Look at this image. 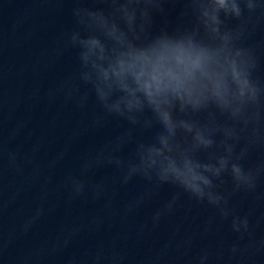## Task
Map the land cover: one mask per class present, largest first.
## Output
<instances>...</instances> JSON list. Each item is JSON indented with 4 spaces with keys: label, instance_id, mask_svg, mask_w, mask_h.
Segmentation results:
<instances>
[{
    "label": "clouds",
    "instance_id": "1",
    "mask_svg": "<svg viewBox=\"0 0 264 264\" xmlns=\"http://www.w3.org/2000/svg\"><path fill=\"white\" fill-rule=\"evenodd\" d=\"M74 3L75 27L65 34L64 48L77 50L78 69L60 91L84 107L89 94H80L81 84L90 86L106 116L131 126L85 162L84 172L115 165L125 184L139 176L156 188L171 186L175 191L155 219L186 194L215 209L221 220L230 218L232 232L243 239L249 216L238 214L230 201L254 192L264 176V157L244 163L264 148V78L257 74L255 48L245 43L264 21V0ZM176 4L182 8L170 20L174 8L166 5ZM137 132L150 135L137 140ZM129 143L135 147L125 159L118 153ZM67 183L75 195L84 193L85 180L69 176ZM210 255L202 251L197 264ZM105 259L121 264L122 257L100 249L92 264Z\"/></svg>",
    "mask_w": 264,
    "mask_h": 264
}]
</instances>
